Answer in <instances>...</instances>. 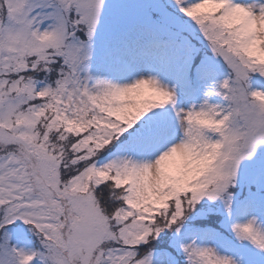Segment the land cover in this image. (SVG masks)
<instances>
[{"label": "snow or ice", "instance_id": "obj_1", "mask_svg": "<svg viewBox=\"0 0 264 264\" xmlns=\"http://www.w3.org/2000/svg\"><path fill=\"white\" fill-rule=\"evenodd\" d=\"M0 264H264V0H0Z\"/></svg>", "mask_w": 264, "mask_h": 264}]
</instances>
